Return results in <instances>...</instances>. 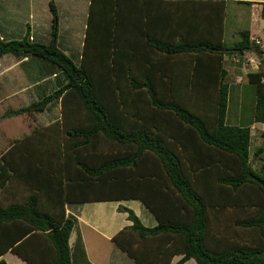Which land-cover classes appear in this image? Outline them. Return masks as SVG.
Returning <instances> with one entry per match:
<instances>
[{
	"label": "trees",
	"instance_id": "trees-1",
	"mask_svg": "<svg viewBox=\"0 0 264 264\" xmlns=\"http://www.w3.org/2000/svg\"><path fill=\"white\" fill-rule=\"evenodd\" d=\"M140 1L138 9L137 0H90L80 66L57 47L59 17L52 2L48 44L0 39V57L15 53L46 60L66 79L57 91L4 117L42 112L51 100L71 92L76 111L84 113L72 130L81 139L77 149L87 152L79 166L91 179L106 177V200L137 199L156 219V226L146 227L132 210L118 208L132 225L113 242L137 264H171L175 256H182L175 264L188 259L196 264H264V168L252 166L260 161L262 148L251 158L249 128L225 123L223 57L249 51V33L240 31L239 41L225 51V2L187 0L182 1H189L182 16L188 20L186 31L171 30L174 35L159 38L148 29L147 13L164 0ZM260 5L264 20V3ZM132 7L140 11L142 44L130 27ZM177 15L174 11L170 17ZM257 54L263 52L257 48ZM182 55H193L184 66L190 73L187 90L172 83L183 77L166 64ZM247 79L255 87L254 121L264 123V73L259 68ZM114 89L117 96L107 99ZM25 139L12 146H23ZM13 147L9 155L16 153ZM96 151L102 152L99 168H93ZM11 172L15 174L14 166L1 156L0 190ZM63 193L65 202L66 188ZM37 206L34 198L0 206V256L11 249L30 264H71L72 220L64 212L54 216ZM33 241L42 246L40 259L22 253Z\"/></svg>",
	"mask_w": 264,
	"mask_h": 264
},
{
	"label": "crops",
	"instance_id": "crops-1",
	"mask_svg": "<svg viewBox=\"0 0 264 264\" xmlns=\"http://www.w3.org/2000/svg\"><path fill=\"white\" fill-rule=\"evenodd\" d=\"M182 1L187 0H164L158 3V7L153 5L148 8V29L153 35H158L159 38L165 36L164 39H166L167 35L173 34L171 30H177L180 34L186 31L188 20L182 16L186 14L189 1L188 3ZM203 1H224V21L228 8L234 4L259 9L258 19L252 20L250 29L243 30L249 33L251 49L242 54L225 52L223 68L227 72L225 82L228 86L225 123L228 125L230 122V126L249 128L251 144L254 142L256 150L262 148L258 162H261L260 165L264 168V123L255 122L253 118L255 91L251 93L254 99L248 117L245 116V107L241 104L247 98L246 89L250 90L252 85L248 82V74L255 73L262 65L264 66V20L260 16V4L264 3V0ZM50 2L54 4L59 17L57 47L67 57L72 55L68 48L72 46L81 48L80 54H82L90 0H0V39L19 41L25 38L31 43H48L51 29ZM140 2L137 0L136 8L138 9ZM77 6H82L83 18H79ZM211 6L219 7L214 3ZM133 7L129 16L130 27L139 44H142L144 38L138 32L140 11L137 9L133 12ZM174 11L178 15L171 18L170 15ZM224 29L225 22L223 23V39ZM64 34L68 35L69 45L61 48V39ZM255 40L260 41L261 44L255 45ZM257 48L263 52L262 55L257 54ZM81 57L79 56L80 59ZM183 57H190V59H180L182 58L180 56L176 60L169 59L166 64L171 66L172 74H181L183 77L180 80L174 79L172 83L179 84L178 88L181 90H187L190 73L189 68L184 69V66L193 59L192 55ZM237 57L240 60L242 58L239 63L233 60ZM250 60L253 62L249 64ZM243 62L245 63L242 64ZM65 83L66 79L49 61L15 53L0 57V127L3 124L5 128L0 130V157L5 156L10 160V164L16 170L15 174L11 172L13 177L0 190V206L22 205L34 198L40 212L44 211L54 216H60L64 212V217L73 222L68 240L71 264H137L113 242V238L120 231L132 225L127 213L120 212L118 208L125 207L132 210L146 227L156 226V219L137 199L106 200L105 192L101 191L102 187L108 184L106 177L100 175L98 179H91L79 166L85 164L84 155L87 152L85 147L77 149V143L81 139L72 136V130L84 113L79 114L78 109L76 111L71 92H65L61 97L51 100L42 112L4 117L8 111L27 107L32 102L39 101L57 91ZM230 110L232 115L229 118ZM27 137L26 144L23 146L19 148L12 146L15 140ZM12 147L16 153L9 155L8 151ZM92 154L99 156L98 163H94L93 168L101 167L102 152L96 151ZM14 158L18 160V163L13 161ZM42 168L50 171L53 177H48ZM92 185L95 189H91ZM84 186L88 188H83ZM39 187L42 190H38ZM64 188L69 198L65 202L63 201ZM91 191L96 195H89ZM38 244L36 241L29 243L22 249V253L40 259L42 246ZM181 257L175 256L171 264H175ZM0 260L6 264H30L13 253L11 249L1 254ZM183 264H196V262L194 259H188Z\"/></svg>",
	"mask_w": 264,
	"mask_h": 264
},
{
	"label": "rangeland",
	"instance_id": "rangeland-1",
	"mask_svg": "<svg viewBox=\"0 0 264 264\" xmlns=\"http://www.w3.org/2000/svg\"><path fill=\"white\" fill-rule=\"evenodd\" d=\"M81 7L82 6H77V13L79 15V18H83V16H82V13L83 12L81 10ZM258 15H259V9H258V7H254L253 8V7H248V6H245V5L244 6H237L236 4H234V6L228 8L227 15H226V19L224 21L225 22V29H224L223 47L226 50L232 49L234 47V45L237 43V41L240 39L239 33H237V32L250 29L252 20L255 19V18H257ZM67 38H68V35L67 34H64L62 36V39H61V48H64V47H66V46L69 45V41L67 40ZM48 43H44V44H48ZM68 48H70L69 49V53L72 54L71 57H69V58L72 60V62L76 66H80V64L82 63V60L79 58V56H82V54H80L81 53V48L78 49L77 46H72V48L71 47H68ZM82 53H83V50H82ZM90 56H91V53H90ZM183 56L184 55H182V58H180V59H183V58L190 59V57H183ZM235 60H234V62L239 63L242 60V58L240 60L237 57V58H235ZM252 62L253 61L250 60L249 64L252 63ZM244 63L245 62H243L242 64H244ZM96 81H97V78H96ZM244 82H246V81H244ZM101 83L102 82L99 80V83H98L99 87L101 86ZM253 87L254 86L251 85L250 86V90L249 89L248 90L246 89V94H248V95H246L247 98L244 99L241 102V104H243V106L245 107V111H246L245 116L246 117L249 116V114H250L249 111L252 109V105H253V99L254 98H253V96H251L252 95L251 94L252 91H255L254 90L255 87L254 88ZM116 93H118V92L116 91ZM116 93H115V89L114 90H111V92H109V94H108L107 99H110V98H111L110 100L114 99L117 96ZM249 94H250V96H249ZM35 102H37V100L34 101V102H32V103H35ZM134 104H136V101L134 102ZM233 111H234V109L232 110V113H233ZM232 113H231V110L228 112V117L229 118L231 117ZM228 125H230V122H229ZM1 128L5 129L3 127V124H2V127H0V130H2ZM26 141L27 140H25V143L24 144H26ZM251 141H250V146H249V154H250V156L252 158V155H253V153H254V151L256 149H255L254 142L251 144ZM260 163L258 161H255V162L253 161L252 166L255 167V168H257L260 165ZM95 185H98V184H95ZM105 188L106 187H102V189H101L102 193L106 191ZM98 192H99V190H98ZM91 194L92 195H96L95 192H91Z\"/></svg>",
	"mask_w": 264,
	"mask_h": 264
},
{
	"label": "built area",
	"instance_id": "built-area-1",
	"mask_svg": "<svg viewBox=\"0 0 264 264\" xmlns=\"http://www.w3.org/2000/svg\"><path fill=\"white\" fill-rule=\"evenodd\" d=\"M254 43H255V45H257V46L261 44L260 41H258V40H255ZM233 59L235 60V58H233ZM235 61H236V60H235ZM249 62H250V61H249Z\"/></svg>",
	"mask_w": 264,
	"mask_h": 264
},
{
	"label": "water",
	"instance_id": "water-1",
	"mask_svg": "<svg viewBox=\"0 0 264 264\" xmlns=\"http://www.w3.org/2000/svg\"><path fill=\"white\" fill-rule=\"evenodd\" d=\"M261 70L264 73V66L263 65L261 66ZM263 188H264V185H263Z\"/></svg>",
	"mask_w": 264,
	"mask_h": 264
}]
</instances>
